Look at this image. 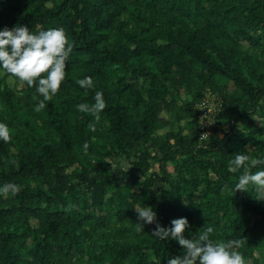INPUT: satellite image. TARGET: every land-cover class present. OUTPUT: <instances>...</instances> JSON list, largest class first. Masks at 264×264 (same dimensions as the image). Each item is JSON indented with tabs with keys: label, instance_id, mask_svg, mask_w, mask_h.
<instances>
[{
	"label": "trees",
	"instance_id": "1",
	"mask_svg": "<svg viewBox=\"0 0 264 264\" xmlns=\"http://www.w3.org/2000/svg\"><path fill=\"white\" fill-rule=\"evenodd\" d=\"M130 7L137 11L133 15L137 30L129 31L118 22ZM13 25H27L33 31L38 25L63 27L74 47L66 61V79L43 109L35 110L34 94L43 99L35 85L24 82L21 96L7 85L0 87L9 109L7 116L0 108V120L16 130L10 141L0 140V184L12 181L21 185L15 195H0V264H167L170 256L183 254V246L174 238L161 239L153 231L157 222L170 226L173 218L181 216L190 223L187 238L210 224L215 229L210 234L214 240L239 239L237 250L247 264H264V199H257L252 187L234 191L242 169L230 170L225 157L219 161L206 157L210 149L219 147L216 142L197 148L195 137L185 139L180 129H168L160 139L157 135L158 130L171 126L169 117L162 114L170 116L167 81L176 68L190 73L201 69L208 80L229 78L242 92L243 97L223 94L217 114L218 121L229 120L225 138L239 122L246 127L252 122L264 97V62L241 56L238 42L243 39L259 45L264 0H26L24 5L20 0H0V28ZM243 61L247 62L245 73ZM73 71H77L75 76ZM85 75L92 76L95 87L84 89L76 83ZM4 81L0 78V84ZM146 81L149 87L144 89ZM68 88L76 90L77 96L68 97ZM97 90L103 91L107 102L100 119L90 113L80 117L76 105L93 103ZM202 97L198 93L196 103ZM237 103L239 109H235ZM129 105L142 108L141 112L135 110L134 118ZM24 108L35 110L47 130L44 137L29 136L15 125L13 120ZM186 110L198 128L196 104H189ZM89 122L96 125L95 130L89 128ZM252 134L248 132L245 138ZM100 135L127 158L132 154L135 159L129 169L115 168L94 180L86 172L90 162L81 163V151L87 141L88 155L108 156L107 139L102 150L94 139ZM146 144L155 146L156 152L143 147ZM179 157L187 158L196 169L213 171L215 178L204 179L212 191L211 199H191L194 192L201 194L194 179L187 182L190 199L183 207H179L182 186L178 183L167 189L166 201L158 199L153 186L168 179L167 165ZM150 160L157 163L160 173L152 172L138 191L117 201L101 197L104 186L130 178L137 170H148ZM76 163L80 168L73 171L78 177L73 182L66 169ZM258 167L261 165L252 170ZM78 185L89 194L79 197ZM144 204L156 211L155 222L143 223L138 218L134 207ZM140 223L143 228L137 231ZM98 227L104 229L99 234L100 248L89 251L83 263L79 256L83 242L92 239Z\"/></svg>",
	"mask_w": 264,
	"mask_h": 264
},
{
	"label": "rangeland",
	"instance_id": "2",
	"mask_svg": "<svg viewBox=\"0 0 264 264\" xmlns=\"http://www.w3.org/2000/svg\"><path fill=\"white\" fill-rule=\"evenodd\" d=\"M20 3L24 5L26 3V0H20ZM134 13H137V11L134 10L133 12L132 8L130 7L125 13L121 15L118 20V22H123L127 30L129 31L137 30L136 22L133 17ZM258 34H260L259 45H251L246 40L239 39L238 47L241 56H243L244 54L250 55L253 61L255 59H260L264 62V28L262 26H258ZM241 63V68L245 73L247 62L243 61ZM147 64L150 68L154 69L153 62L148 58ZM262 70H264V67ZM76 73L77 71H73V76H75ZM0 78H4L5 80L2 84H0V87H3V85H7L15 92L16 95L21 96L18 93H23L24 82H20L17 80L15 83H10L8 82L6 76H0ZM210 83H213V86H211ZM144 84V89L149 87V81H146ZM167 85L169 88L168 99L170 98L172 101V108L169 111L170 116L165 113H163L162 115L167 118L169 117L171 126L158 130V139L162 138L168 129H171L173 131H177L178 129H180L185 139L191 140L193 136L195 137L197 148L208 147L211 141L216 142L219 144V147L213 150L210 149L206 157L209 160L218 161L225 157V159L227 160V166L229 163H231L232 158L237 152H244L253 157L259 155L260 153H264V97L261 98L258 104L257 112L251 118L252 122L247 127L239 122L237 124V129L235 131L233 130V133L231 132L232 134L225 138L224 135L229 132L230 124L229 120L227 119L218 121L217 113L222 107L218 103H220V100H223V94L233 95L234 97H243L242 92L236 89L233 82L229 78L223 76H215L212 78V80H208L206 79V76H202L201 69H195L190 73L186 72L185 70L176 68L170 72ZM198 93H201L205 98H209V100L217 99L218 103L214 115L210 119H206V126L197 128V125L195 127L193 123L194 119L189 115L186 107L191 103L197 105L196 95ZM70 95L77 96L76 90L68 88L67 96L70 97ZM240 106L241 104L239 103L235 104V109H239ZM0 108L7 116L9 115V109L6 107L1 95ZM141 109L142 108L136 110L131 105H129V113L133 118L138 114V112H141ZM135 110L138 112H136ZM84 113L86 112H82L79 116L82 117ZM13 121L15 125L19 127V129L27 133V135L29 136L44 137V135L47 133L45 126L41 123L34 109L30 110V108H24V110L20 112L17 118H15ZM103 122L105 123V121ZM194 128H197L198 130V132H195V134L192 133L194 131ZM199 131H205V134H200ZM15 132L16 130L14 128L11 129L12 134H15ZM248 132H253V134L250 138H245V135H247ZM94 139L97 141L100 150H102L103 148L101 146L102 144H104L103 140L107 139V142H105V146L108 149L107 151L109 152V155L101 159L97 156H90L86 152L81 151V155L84 156L81 163L86 166V163L88 161L90 162L89 166L87 164L86 172L87 174H89L91 179L98 180L100 179L101 175L108 174L115 168L121 167L123 169H129L131 167L130 161L134 160L135 156H132L131 154L130 158H127L122 151H119L114 145L109 142V139L103 135H100V137L95 136ZM143 147H148V149L152 153L156 152V147L152 146L151 144H146V146ZM79 168L80 165L76 163L68 166V168L66 169L67 173L71 175V180L73 182L77 181L78 177L73 176L72 173L74 170ZM167 171L169 173L168 179L153 186L158 199L166 201V191L174 183H178L180 186H182V188L180 189L179 207H183L189 201L190 197L195 201L212 198V191L207 189L204 182V179L206 177L215 178L213 171H211L210 169L206 171L204 169H196L190 163V161H188L187 158L179 157L176 161L168 163ZM152 172H159L157 163L154 160H150V168L148 170H137L133 173V175H131L130 178L121 180L117 183L113 182L104 186L101 189V197L103 199L113 197V199L117 201L123 195H128L132 191H138L139 188L145 184L146 178ZM192 179L197 181L198 189H200L201 194L196 191L190 197H188L187 182ZM30 183L34 185L33 181H30ZM250 188L251 186H249V189ZM77 190L79 197H81V195L83 194H89L88 191H85V189L81 185H78ZM141 194L144 197H149L148 193L145 194V192H143ZM135 207L140 206L135 205ZM254 218L250 219L251 222L254 220ZM33 223H36V221L34 220ZM194 225L195 222L191 224V226ZM188 229L189 228H186L184 230L185 236L188 233ZM102 231H104V229L98 227L92 232V239L84 240L82 251L79 255L83 263L87 259L89 251L93 249L98 250L100 248L101 238H99V234ZM254 252L255 255H258V248H255ZM52 263L55 264L54 262Z\"/></svg>",
	"mask_w": 264,
	"mask_h": 264
},
{
	"label": "clouds",
	"instance_id": "3",
	"mask_svg": "<svg viewBox=\"0 0 264 264\" xmlns=\"http://www.w3.org/2000/svg\"><path fill=\"white\" fill-rule=\"evenodd\" d=\"M73 43L69 41L63 27L42 28L30 30L27 25H13L11 28H0V76H6L8 82L17 80L26 82L31 87L35 85L36 93L43 99L35 96L37 100L35 110L45 107V102L60 90L62 82L66 79V61L73 51ZM76 83L84 89L95 87L92 76L79 77ZM22 95V92L18 93ZM107 106L102 90H97L94 102L89 104L81 102L76 105L78 111L92 114L95 120L100 119V114ZM89 128L95 130L96 125L89 122ZM12 139L11 129L8 123L0 120V140L5 142ZM85 152L88 143L83 145ZM261 165L255 171L253 167ZM229 169L238 171L242 169L237 182L233 186L234 191L254 188L257 199H264V155L250 156L244 152H237L229 164ZM21 190V185L9 181L0 184V195H15ZM138 218L143 223L156 221L157 213L150 205L134 207ZM143 224L137 231L142 230ZM190 228L187 217L173 218L170 226H163L157 222L153 234L161 239L174 238L183 246V254L170 256L167 264H247L244 254L237 250L241 245L239 239L216 241L210 234L215 231L212 225H208L199 231L197 235L187 238L184 230Z\"/></svg>",
	"mask_w": 264,
	"mask_h": 264
},
{
	"label": "built area",
	"instance_id": "4",
	"mask_svg": "<svg viewBox=\"0 0 264 264\" xmlns=\"http://www.w3.org/2000/svg\"><path fill=\"white\" fill-rule=\"evenodd\" d=\"M218 100H209V98L202 97L197 102L196 108H198V122L199 127L206 126V119H210L216 112ZM222 106V101L218 103ZM221 110V109H220ZM200 134H205V131H199Z\"/></svg>",
	"mask_w": 264,
	"mask_h": 264
}]
</instances>
